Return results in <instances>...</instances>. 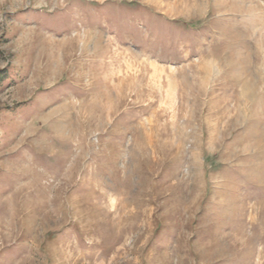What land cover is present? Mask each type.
<instances>
[{"label": "rangeland", "instance_id": "rangeland-1", "mask_svg": "<svg viewBox=\"0 0 264 264\" xmlns=\"http://www.w3.org/2000/svg\"><path fill=\"white\" fill-rule=\"evenodd\" d=\"M0 264H264V0H0Z\"/></svg>", "mask_w": 264, "mask_h": 264}]
</instances>
